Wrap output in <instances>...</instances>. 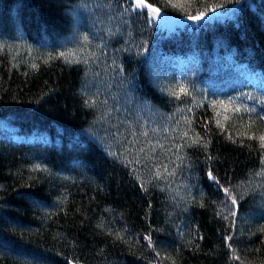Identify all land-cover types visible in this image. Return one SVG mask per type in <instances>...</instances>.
I'll return each instance as SVG.
<instances>
[{"label":"trees","instance_id":"16d2710c","mask_svg":"<svg viewBox=\"0 0 264 264\" xmlns=\"http://www.w3.org/2000/svg\"><path fill=\"white\" fill-rule=\"evenodd\" d=\"M144 4L0 0V264H264V0Z\"/></svg>","mask_w":264,"mask_h":264},{"label":"snow or ice","instance_id":"6c2138e0","mask_svg":"<svg viewBox=\"0 0 264 264\" xmlns=\"http://www.w3.org/2000/svg\"><path fill=\"white\" fill-rule=\"evenodd\" d=\"M237 3L240 2V0H236ZM136 3L139 6L144 4V0H136ZM218 7H222V5L218 6ZM148 8L152 10V12L156 13L157 15L160 12L159 8H152L151 5H148ZM211 12L215 13L218 8L217 7H213L210 9ZM207 13L206 12H201L197 15H191L188 17V19L195 21H202L203 19H205ZM85 39H87L85 37ZM61 55H64L63 53ZM71 62V61H69ZM183 90V89H182ZM261 140L264 141V137H261ZM264 146V145H262ZM258 175H264V172L262 173H258ZM208 176L210 179H212L214 182H216L217 184H219L218 181H215V177L212 175L211 172L208 173ZM220 190L223 192L224 196H225V206H228V202H230L231 206H238V199H237V195L234 194V192L229 188V187H224L223 185H220ZM242 198V197H241ZM230 215H235V212H230ZM225 219H227V216L225 217ZM145 239L149 240V243H151L150 237H145ZM227 239L230 241L232 239L231 236L227 237ZM229 247H231V245L229 244ZM234 259L239 260L238 256H234Z\"/></svg>","mask_w":264,"mask_h":264},{"label":"rangeland","instance_id":"374dc122","mask_svg":"<svg viewBox=\"0 0 264 264\" xmlns=\"http://www.w3.org/2000/svg\"><path fill=\"white\" fill-rule=\"evenodd\" d=\"M134 2V7L137 8H147L145 4L141 5L138 7L136 0H132ZM157 20L159 21L160 24L163 26H168L170 30H175L176 28H191L195 27V22L190 19H170L169 17L163 15L162 13L159 12V14H155ZM176 22V23H175ZM169 65H174V62H168Z\"/></svg>","mask_w":264,"mask_h":264}]
</instances>
